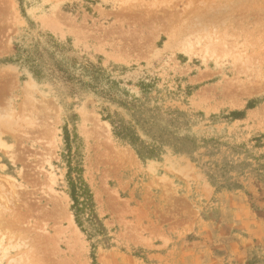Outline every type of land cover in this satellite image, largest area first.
I'll list each match as a JSON object with an SVG mask.
<instances>
[{"label": "rangeland", "instance_id": "374dc122", "mask_svg": "<svg viewBox=\"0 0 264 264\" xmlns=\"http://www.w3.org/2000/svg\"><path fill=\"white\" fill-rule=\"evenodd\" d=\"M214 10L222 42L171 44ZM5 109L0 232L27 264H264V0H0Z\"/></svg>", "mask_w": 264, "mask_h": 264}, {"label": "bare ground", "instance_id": "6f19581e", "mask_svg": "<svg viewBox=\"0 0 264 264\" xmlns=\"http://www.w3.org/2000/svg\"><path fill=\"white\" fill-rule=\"evenodd\" d=\"M217 11L218 10H214L213 12H211L209 14L207 13V14H204V15H198V14L195 15L193 21H190L188 23H192L193 22L192 26H197V28L196 29L194 28L195 30H193V31H191V30L189 31V30L186 29L187 32L184 31L185 33H180L179 32L177 35L173 34V36H170L171 37L170 39L168 38L170 40L171 44L174 43L180 48L181 51L188 52V51H193L195 47H197V46L200 47L202 44L205 45L204 49L207 50L209 47H212L214 42L215 43L222 42L223 38L226 37V35H225V33L223 31L222 32L219 31V24H223L224 25L225 21H227V17L217 18L216 17L217 16L216 14L218 13ZM182 12L186 13L185 8H184V10ZM192 26H190V27H192ZM223 42H225V41H223ZM33 87H34V85L32 83L28 84L27 92L30 93ZM24 92H26V90ZM10 115H12V114H9V110L8 109L0 111V127H4L5 128L7 123H5L4 120L9 118ZM3 130L5 131V129H3ZM2 137L3 136H0V153H2L3 155H7L12 160V163L16 164L18 162V160H17L18 158L15 157L16 154L14 153L15 154L14 155L13 153H11V151H9V149L7 147H5L4 145L1 144ZM12 137L18 138L17 136H12ZM35 137L39 138L38 136H35ZM9 138H11V137L9 136ZM41 138H42V136H41ZM41 138H40V140H41ZM43 139H44V137H43ZM43 139L41 141H43ZM33 140L37 141V139L36 140L33 139ZM41 141H40L39 144H41ZM50 150L51 149L49 148V151ZM45 154L47 155V153H45ZM48 155H50V154H48ZM39 158H40V161L42 159H44V158L41 159V157H39ZM41 163H43V162H41ZM52 181H53V179L51 180V182ZM49 183H48V185H49ZM48 185H47V187H48L47 189L51 192L52 188H51V186H48ZM52 206H54V205L52 204ZM0 217H2V216H0ZM0 220L2 221L1 218H0ZM10 223L12 225V222H9V224ZM9 224H7V226H9V228L8 227L6 228L4 226L5 228H3V233L0 232L1 233L0 234V264H27V262L30 260L28 255H29V252L32 250V248L29 251H23V249H26V247L28 248L30 246L28 245V243H26L25 237L23 238L22 236H16L15 233L13 232L14 230L13 229H12L13 231L10 230L11 229V227H10L11 225H9ZM0 225H1V223H0ZM14 225H16V224H14ZM15 229H18V228L16 227ZM16 231H18V230H16ZM43 231H45V230H43ZM46 234H47V232H46ZM46 234H44V235H46ZM45 240H46V238H45ZM30 243H31V241H30ZM54 243H56V241ZM31 244L33 245L35 243H31ZM53 246H55V245H53Z\"/></svg>", "mask_w": 264, "mask_h": 264}, {"label": "trees", "instance_id": "16d2710c", "mask_svg": "<svg viewBox=\"0 0 264 264\" xmlns=\"http://www.w3.org/2000/svg\"><path fill=\"white\" fill-rule=\"evenodd\" d=\"M65 142L68 147H70L69 138L65 139ZM68 163V172H67V181H68V194L71 198L73 205L72 209L75 210L76 221L80 225V217L87 216L86 221H90L91 217V195L86 184L80 177V169L73 165V160L68 154L67 156ZM84 215V216H83Z\"/></svg>", "mask_w": 264, "mask_h": 264}]
</instances>
